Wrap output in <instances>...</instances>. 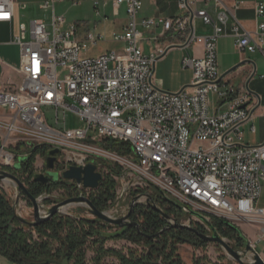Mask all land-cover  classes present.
I'll list each match as a JSON object with an SVG mask.
<instances>
[{
    "label": "built area",
    "instance_id": "obj_1",
    "mask_svg": "<svg viewBox=\"0 0 264 264\" xmlns=\"http://www.w3.org/2000/svg\"><path fill=\"white\" fill-rule=\"evenodd\" d=\"M57 1L41 5L53 9L51 29L42 20H32L21 23L11 39L20 49L17 72L24 81L0 89V170L11 172L34 147L59 149L54 171L58 181H67L73 197L91 200L109 178L119 197L133 192L157 205L175 202L178 209L170 216L182 224L209 231L198 216L189 214L193 211L212 224L217 217L233 225H256L264 237V208L257 206L264 186V141L246 144L242 130L255 105L249 90L224 80L217 56V38L226 34L230 19L236 48L264 55V2H257V27L249 30L235 15L240 1L229 7L224 0H203L204 6L201 0H180L183 15L140 19L141 0H113L115 15L121 5L126 8L128 21L113 34L126 46L89 56L85 52L102 41V35L86 31L81 37L79 23L67 25L54 13ZM14 17V0H0V23H11ZM196 19L212 26L214 33L198 34ZM163 37L167 45L161 43ZM193 45H202L203 54L182 60L192 70L190 83L179 91L164 90L154 78V64L169 48ZM46 107L55 110L60 127L49 124ZM69 113L78 117L80 126L67 127ZM111 141L129 143L131 152L109 150ZM89 162L103 175L99 187L62 177L70 166ZM4 182L17 195L16 183L0 180L1 189ZM63 195L38 196L41 213ZM49 199L53 202L47 206ZM244 260L251 261V256Z\"/></svg>",
    "mask_w": 264,
    "mask_h": 264
},
{
    "label": "trees",
    "instance_id": "obj_2",
    "mask_svg": "<svg viewBox=\"0 0 264 264\" xmlns=\"http://www.w3.org/2000/svg\"><path fill=\"white\" fill-rule=\"evenodd\" d=\"M107 148L120 154H129V143L111 141ZM46 146L32 148L27 159L19 169H12L11 173L24 181L29 192L38 197L44 193H51L59 187H69L67 181H51L49 183L35 182L34 164L38 155H46ZM114 181L105 178L101 183L100 193L91 198L93 204L99 209H105V202L113 196ZM67 197H73L69 190ZM47 202L52 203V200ZM168 202L163 201V204ZM178 209V205L171 204L165 213L171 215ZM142 220L139 221L136 211L131 212V222L123 228L117 227L112 234L106 229L115 226L103 221L86 217L60 215L36 226L21 222L14 211L13 205L0 192V253L18 264H88L87 252L94 251L91 261L93 264H189L179 254V244L188 243L197 248L206 247L210 242L197 236L187 229L166 228L167 220L164 215L153 207L140 210ZM213 226L224 238L232 242L235 249H243L248 239L241 229L221 218L214 217ZM200 232L208 233L206 229L195 226ZM37 233V238L33 232ZM113 239H126L138 247H128L127 251L108 248L105 243ZM115 258L109 260V258ZM191 264H234L231 260L210 261L208 257H196Z\"/></svg>",
    "mask_w": 264,
    "mask_h": 264
},
{
    "label": "crops",
    "instance_id": "obj_3",
    "mask_svg": "<svg viewBox=\"0 0 264 264\" xmlns=\"http://www.w3.org/2000/svg\"><path fill=\"white\" fill-rule=\"evenodd\" d=\"M44 1L45 0H14L15 17L13 21L11 23H0V89L5 86H15L19 83V77H21V75L17 72L18 67L6 59L7 54L5 47L13 44L11 43V39L18 33L19 25L25 23L22 21V15L24 13L36 14L39 10L44 9L41 7ZM63 1L64 0H60L57 2L61 3ZM179 1L180 0H141L142 9L139 13V18H169L183 15V12L179 8ZM224 1L229 7H231L235 1L242 2L240 7L235 10L236 17L241 21L245 28L249 30L256 29L258 23L256 19V4L259 1L264 2V0ZM57 2L54 4V13H56L55 5ZM74 3L80 4L79 1H75ZM100 4V0L95 1L98 14L101 13L100 8H98ZM111 4L113 6V0H111ZM108 5L109 0H104L103 7L107 8ZM123 5H121V7ZM199 5L204 6L205 2L201 0ZM206 6L210 13H215V10L211 5ZM121 7L119 8V13L117 15H115L113 9L112 13L114 16L120 14ZM35 20L44 21L41 18H36ZM107 20H110L108 12L102 16L100 21L96 22L94 28H89L90 26L86 23H79L80 36L83 37L86 31L96 33V27H98V25L105 26ZM127 21L128 17L120 23H118L116 19L113 20L116 29L112 32V38L114 33L123 30ZM232 22V19H230L226 26V34L217 38L218 68L224 80L233 83L238 90L244 89L250 91L252 102L255 105L254 114L251 119L242 126V130L244 133V142L249 145H257L264 141V77H262V75H264V55L259 51L240 52L236 48L235 38L231 33ZM195 23L198 34L211 35L214 33V28L210 25H205L200 19H196ZM145 35L148 36L150 34L145 33ZM116 42L122 43L124 45L123 48L126 46V43L124 42ZM161 43L167 45L168 41L163 37ZM144 46L146 52H149V47L146 46L145 43ZM123 48L113 50H122ZM194 54L198 56L203 54L202 45H193L192 47L176 46L169 48L167 52L156 61L153 68L154 78L164 90L172 92L179 91L190 83L192 79V70L189 67H184L182 60L184 57L193 56ZM240 63H243V65L239 67L238 70L230 72L234 66ZM252 127H254L255 130H252ZM257 206L264 208V186L257 201ZM244 228L247 230L246 233L249 242L254 243L255 249L257 250V245L260 242H264V237H262L261 234L258 235L255 233V229L258 228L256 225L245 224ZM258 253L264 258V252L258 251ZM0 264L18 263L0 253Z\"/></svg>",
    "mask_w": 264,
    "mask_h": 264
},
{
    "label": "rangeland",
    "instance_id": "obj_4",
    "mask_svg": "<svg viewBox=\"0 0 264 264\" xmlns=\"http://www.w3.org/2000/svg\"><path fill=\"white\" fill-rule=\"evenodd\" d=\"M75 1H79L80 4L74 3ZM96 0H64L61 3H56V15L57 16H63L65 18V22L67 25L73 24V23H86L89 28H94L96 25V22L100 21L102 16L105 15L106 12L110 15V20H107L105 22V26L98 25L96 27V33H100L103 35L102 41L99 42L96 45H91L89 49L85 52L86 55L89 56H98L100 54L109 52L113 49H120L123 48L122 43H117L112 38V32L116 29V25L113 23V20L116 19L118 23L125 20L127 18V15L125 13V7L124 5L120 9V14L118 16H114L113 6L111 4V0H109V5L107 8L103 7L104 0H100L101 4L98 8H100L101 13L98 14L97 7L95 5ZM102 5V6H101ZM112 7V8H111ZM36 18H41L44 20V22L47 25L48 29H51V23L53 20V13L52 9H42L39 10L36 14L31 13H24L22 15V21L25 22L27 25L32 20H35ZM5 51L7 54L6 59L14 63L16 67H20L21 65V57H20V49L16 44H11L5 47ZM19 83L17 85H20L24 81V77L21 75L19 77ZM44 111L46 113L48 122L53 127H60L61 125H58L56 123V115L55 110L51 107L44 108ZM61 115V119H62ZM67 127L72 128L75 126H80L81 123L78 119V117L74 113H69L65 116ZM44 155H38L36 158L34 169L37 171H44L46 170L44 166ZM2 189L0 188V192L6 196V198L10 201V203L14 206L16 201V190L13 188L12 185H9L8 182L1 183ZM116 183L115 187L113 188V196L109 198L105 202V209L110 214H116L117 216L125 215L129 208L131 203L133 204V210L136 211V216L138 217L139 221L142 220V214L140 212L141 209H145L146 207H152L148 204V202L145 199L139 198L137 201L133 202L134 198L139 196L138 193H131L129 195H123L122 197H119L116 192ZM72 192V190H70ZM69 192V189L66 187H59L55 190H53L51 193L53 194H67ZM100 193V190L92 195L91 198H96ZM64 196V195H63ZM65 197V196H64ZM63 197V199H64ZM66 198V197H65ZM61 199L60 201H62ZM52 200V199H49ZM55 200V199H54ZM53 202V201H52ZM45 205H50V202H46ZM164 212L167 209L166 205H158ZM17 213L21 215L22 217L26 218L27 220L32 221L34 219L33 217V205L31 201L28 199L26 195H21L18 205H17ZM60 215H69L74 217H86L92 219L94 216L87 210V208L80 204H71L69 206H66L61 210L59 213ZM129 221L131 220V216L129 218ZM167 225L170 223L167 220ZM138 223V222H136ZM173 223V222H171ZM139 224V223H138ZM166 225V226H167ZM238 226L243 235L248 239L246 229L244 228L245 224L236 225ZM106 233L112 234L117 231V227L109 228L105 230ZM35 238H37V233L35 231H32ZM256 234H260L259 228L255 229ZM231 245L232 242H230L229 239L225 238ZM249 242V240H248ZM105 246L108 248H114L122 251H127L128 247H138L137 245L131 243L130 241L126 239H113L108 240L105 243ZM179 254L182 257V259L186 262L191 264L193 259L196 257H202L206 256L209 258L210 261L217 262L219 260H222L224 262L231 260L234 264H238L236 260H234L231 256H229L226 251L219 245L214 242H210L206 247L203 248H197L191 244L184 243L179 244L178 246ZM257 252L262 251L264 252V242H260L257 245ZM94 256V251L92 248H90L87 252V263L93 264L91 259ZM109 260H115V258L111 257Z\"/></svg>",
    "mask_w": 264,
    "mask_h": 264
},
{
    "label": "water",
    "instance_id": "obj_5",
    "mask_svg": "<svg viewBox=\"0 0 264 264\" xmlns=\"http://www.w3.org/2000/svg\"><path fill=\"white\" fill-rule=\"evenodd\" d=\"M243 63H240L236 66H234L230 72H234L238 70L239 67H241ZM59 153V149H51L48 151L47 155L44 158V165L46 168L45 173H36L34 176L35 182H41V183H49L51 181H58L59 175L57 172L54 171L55 162L57 158L55 155ZM24 158H20L19 162L16 163L14 166L15 169H19L21 163L24 161ZM62 177L66 180H74L77 183H82L84 187L87 188H97L99 187L103 175L100 171H97V164L94 162H89L85 166H70L66 171L63 172ZM0 180H9L13 181L17 185V195H16V201L13 206L15 214L17 218L31 226L39 225L40 223L47 221L51 219L56 214L60 213L63 208L66 206H69L71 204H86L87 210L94 216L92 219L106 222L110 225L123 228L125 226H129L131 224L136 225L139 227V224L136 222L129 221L131 212L133 210V204L131 203L130 208L128 212L125 215L112 217L108 214H106L103 210H99L93 202L86 198V197H66L62 201L52 205L51 207L46 209V213L42 214L40 211V205L38 203V199L34 197L28 190L27 185L15 174L0 170ZM160 194H162V191L158 188H156ZM21 193H24L28 199L31 201L33 205V217L34 219L32 221L27 220L26 218L22 217L17 213V205L21 196ZM139 199V196L135 197L133 202L137 201ZM169 203L177 205L175 202L167 200ZM149 205H151L154 209H156L158 212L162 213L166 220H168L170 223L165 226L160 232H162L166 228L174 227L179 229H187L193 233H195L197 236L201 237L204 240H207L209 242H214L216 244H219L226 253L231 256L238 264H264V258L252 247L250 242L246 244V246L243 249H235L224 237H222L217 230L214 228L213 224L210 223L205 217L202 215L195 213L191 211L189 214L198 216L208 227L209 231L208 233L200 232L197 228L191 226L182 224L179 221H175V218L165 213L156 203L148 202ZM171 220L173 223H171ZM251 256V261H245L244 258Z\"/></svg>",
    "mask_w": 264,
    "mask_h": 264
},
{
    "label": "flooded vegetation",
    "instance_id": "obj_6",
    "mask_svg": "<svg viewBox=\"0 0 264 264\" xmlns=\"http://www.w3.org/2000/svg\"><path fill=\"white\" fill-rule=\"evenodd\" d=\"M47 153H48V152H47ZM47 153H46V155H47ZM46 155H45V156H46ZM55 157H56V158H57V160H58L59 153H57V154L55 155ZM57 160H56V162H57ZM56 162H55V163H56ZM45 172H46V170H45Z\"/></svg>",
    "mask_w": 264,
    "mask_h": 264
}]
</instances>
